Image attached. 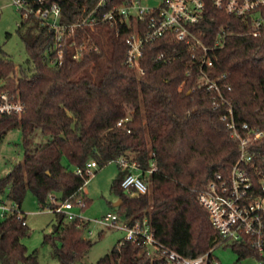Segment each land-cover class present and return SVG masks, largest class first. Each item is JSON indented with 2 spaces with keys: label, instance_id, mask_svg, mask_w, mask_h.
<instances>
[{
  "label": "trees",
  "instance_id": "trees-1",
  "mask_svg": "<svg viewBox=\"0 0 264 264\" xmlns=\"http://www.w3.org/2000/svg\"><path fill=\"white\" fill-rule=\"evenodd\" d=\"M98 2L49 0L48 4L59 5L61 22L71 24ZM125 2L114 0L113 5ZM257 20L262 24L255 37L252 32ZM222 29H229L232 35L224 47L209 53L214 66L208 75L213 80L226 76L231 89H223V93L231 101L238 123L264 130V6L247 17H237L208 2L204 22L193 30L212 47ZM130 32L126 26L117 32L109 23L95 32L81 29L69 41L75 39L88 47L95 44L99 51H85L76 61L72 59L76 48L69 47L64 65L57 66L52 64L55 30L35 17L22 19L17 33L26 46L28 68L17 75L12 57L0 48V97L9 93L26 109L22 115L0 116V145L18 129L25 153L23 162L0 179V193L8 194L21 208L29 193L42 210L55 208L50 195L74 206L82 199L87 208L90 199L83 190L87 164L96 161L102 168L124 157L140 165L150 190L138 196L127 193L122 182L128 172L119 166L112 189L122 201L117 208L121 220L133 225L147 219L158 242L196 258L221 241L199 196L216 174H230L239 158V143L222 120L225 106L215 109V93L199 88L202 77L189 48L171 35L160 39L146 47L141 60L144 73H140L125 63ZM160 53L170 60L158 61ZM38 132L47 142L33 149ZM152 161L157 170L148 174ZM76 169L84 174H76ZM53 214V229L45 235L43 245L50 246L58 264L82 261L93 246L86 236L88 222ZM29 231L16 216L0 223V264H40L39 250L29 252L23 243ZM226 244L240 260L258 259L245 243ZM162 262L159 256H147L144 243L120 241L97 264Z\"/></svg>",
  "mask_w": 264,
  "mask_h": 264
},
{
  "label": "built area",
  "instance_id": "built-area-1",
  "mask_svg": "<svg viewBox=\"0 0 264 264\" xmlns=\"http://www.w3.org/2000/svg\"><path fill=\"white\" fill-rule=\"evenodd\" d=\"M12 1L23 20L35 17L43 25L55 30L53 65H64L69 47L76 48L72 55V59L76 61L82 59L85 51H99L95 44L88 47L87 44L78 45L75 39L69 40L75 38L81 29L89 28L95 32L106 23L115 26L117 32L122 26L132 31L126 38L125 63L140 73H144L141 60L146 47L160 39L171 35L189 48L202 77L199 88L206 87L208 91L215 93L213 101L215 109L225 106L222 120L227 124L231 138L239 143L240 148L239 158L232 166L230 174L228 176L216 174L206 190L200 194L199 202L206 209L210 222L220 237L221 241L216 247L226 242L245 243L258 255L257 264H264V130L248 123H238L232 103L223 93V89H231L225 81L226 76L213 80L208 75V70L214 66L209 53L225 46L228 37L232 35L230 30L222 29L212 47L207 46L193 30L204 22L208 2H212L215 8L228 14L247 17L264 6V0H156L158 2L156 6L148 4L149 1L140 0H126L125 4L120 6L113 5L114 0H99L95 8L71 24L61 22L60 6L48 4L49 0ZM261 24L260 20L255 22L253 36L260 35ZM198 53H201L202 57L199 58ZM156 59L170 60L164 53H160ZM25 109V104L9 93H4L0 97V116L22 115ZM121 125L122 122L118 124ZM115 162L122 171L128 172L122 182V188L127 193L135 196L149 192V182L143 177L140 165L136 161L130 162L121 157ZM97 169L96 161L87 164L86 185ZM156 170V161H152L147 173L152 174ZM75 173L84 174L81 169H76ZM49 197L56 205L55 208L46 209L52 213L64 214L69 221L78 218L85 221L74 212L75 206L71 202L60 203L53 195ZM78 205L83 208L85 203L80 199ZM11 216H16L23 225H28L27 220H23L26 214L16 202L0 199V223ZM95 223L107 229L125 231L123 244L144 243L147 256H159L163 260L162 264H221L213 255L216 247L196 258L183 256L167 248L155 239L147 219L129 225L121 220L119 214L109 213L96 219Z\"/></svg>",
  "mask_w": 264,
  "mask_h": 264
},
{
  "label": "rangeland",
  "instance_id": "rangeland-1",
  "mask_svg": "<svg viewBox=\"0 0 264 264\" xmlns=\"http://www.w3.org/2000/svg\"><path fill=\"white\" fill-rule=\"evenodd\" d=\"M148 4L156 6L158 2L151 0ZM21 22L22 17L13 1L0 0V48L12 57L16 64L17 75H20L22 69L28 68L26 46L17 33ZM46 142L47 138L38 132L33 138L32 148ZM24 153L21 131L18 129L11 131L0 145V179L7 176L15 164L23 162ZM96 171L97 173L88 181L84 190L90 199V205L87 208L76 205L74 209L78 216L88 222L86 236L93 242L90 252L76 264H97L126 235L123 230L107 229L95 223L96 219L118 211L115 203L119 201V195L112 187L120 172L119 165L114 161ZM0 199L8 200V194L0 193ZM21 209L27 215V224L30 229L29 235L23 240L28 251L39 250L40 264H58V261L52 257L50 246L43 245L45 235L52 232L54 214L49 209H40L31 193L25 198ZM213 255L221 264H257L256 258L240 260L238 254L226 243L216 247Z\"/></svg>",
  "mask_w": 264,
  "mask_h": 264
},
{
  "label": "water",
  "instance_id": "water-1",
  "mask_svg": "<svg viewBox=\"0 0 264 264\" xmlns=\"http://www.w3.org/2000/svg\"><path fill=\"white\" fill-rule=\"evenodd\" d=\"M139 194H137V196H138ZM122 205V201L121 200H119L117 203H115V207H120Z\"/></svg>",
  "mask_w": 264,
  "mask_h": 264
},
{
  "label": "crops",
  "instance_id": "crops-1",
  "mask_svg": "<svg viewBox=\"0 0 264 264\" xmlns=\"http://www.w3.org/2000/svg\"><path fill=\"white\" fill-rule=\"evenodd\" d=\"M83 190H85V187H84V189ZM85 192V191H84ZM26 217H27V215H26Z\"/></svg>",
  "mask_w": 264,
  "mask_h": 264
}]
</instances>
